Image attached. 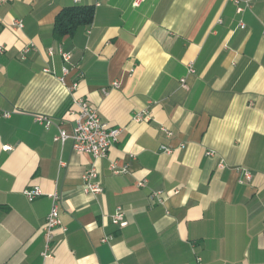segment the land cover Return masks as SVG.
<instances>
[{"label": "crops", "instance_id": "obj_1", "mask_svg": "<svg viewBox=\"0 0 264 264\" xmlns=\"http://www.w3.org/2000/svg\"><path fill=\"white\" fill-rule=\"evenodd\" d=\"M135 1L102 0L56 38L72 0H0V264H264V0ZM74 98L122 128L105 156L54 140ZM91 168L98 194L82 190Z\"/></svg>", "mask_w": 264, "mask_h": 264}, {"label": "built area", "instance_id": "obj_2", "mask_svg": "<svg viewBox=\"0 0 264 264\" xmlns=\"http://www.w3.org/2000/svg\"><path fill=\"white\" fill-rule=\"evenodd\" d=\"M102 0H89L90 5L97 7L101 4ZM136 0L135 3H137ZM235 3H239V0H233ZM74 4H81L82 0H72ZM238 11L242 8L238 7ZM10 27L13 29H20L23 27V22L21 20H14L11 22ZM239 27H244L243 23H239ZM264 38V31L262 33ZM5 51V46L0 43V54ZM62 56L64 61H69L70 54L68 52L62 51L60 48L57 50ZM49 54L54 53L53 48H49ZM48 72V69H45ZM63 72L66 73L67 69L63 68ZM60 80H63L60 78ZM184 81V80H182ZM113 86H117V82L112 83ZM184 86V82H183ZM73 107L70 110L72 116L73 125L70 132H66L64 129L59 128L57 134L54 136V140L63 144L66 140L70 139L72 149L76 152L88 153L93 155L95 158L105 156L109 148L115 144L121 134L122 128L117 126H111L109 123L103 121L99 115L97 107L84 98H74L72 102ZM10 115L7 111H0V116L8 117ZM36 120L44 124L45 127H49L52 124L50 118L44 115H37ZM166 152H171V148L164 147ZM211 154V153H210ZM222 166V164H219ZM110 168L113 172L126 171L127 168L123 167L121 170L115 168L113 163L110 164ZM240 179L239 182H250L253 178L252 172L246 168H239ZM138 186L144 185V180L137 183ZM82 190L88 194H98L101 192L102 188L100 182L98 181V174L94 168L89 169L83 175V185ZM23 194L28 200H33L34 198L42 195V190L38 186L26 187L23 189ZM162 192H154L151 196H155L160 200V195ZM52 206L46 216L45 222L43 224V232L46 236L47 242L50 241L53 235V231L56 227L60 226L59 218V195L53 193ZM111 222L119 226L124 225L123 210L121 206H117L115 212L111 215ZM65 230V228H63ZM110 238V237H109ZM107 239V238H104ZM49 247L46 246V251ZM43 252V255H49L50 251Z\"/></svg>", "mask_w": 264, "mask_h": 264}, {"label": "trees", "instance_id": "obj_3", "mask_svg": "<svg viewBox=\"0 0 264 264\" xmlns=\"http://www.w3.org/2000/svg\"><path fill=\"white\" fill-rule=\"evenodd\" d=\"M94 17V6L74 4L63 7L55 16L53 34L56 38L73 35L78 27L90 24Z\"/></svg>", "mask_w": 264, "mask_h": 264}]
</instances>
